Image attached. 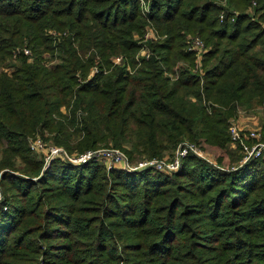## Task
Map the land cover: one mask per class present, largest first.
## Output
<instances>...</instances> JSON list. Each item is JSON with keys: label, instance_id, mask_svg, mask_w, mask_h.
Returning <instances> with one entry per match:
<instances>
[{"label": "trees", "instance_id": "1", "mask_svg": "<svg viewBox=\"0 0 264 264\" xmlns=\"http://www.w3.org/2000/svg\"><path fill=\"white\" fill-rule=\"evenodd\" d=\"M146 1L0 0V264H264V154L239 162L228 132L241 110L264 140V0ZM186 35L206 47L200 74ZM35 136L127 162L183 139L234 157L44 165Z\"/></svg>", "mask_w": 264, "mask_h": 264}, {"label": "built area", "instance_id": "2", "mask_svg": "<svg viewBox=\"0 0 264 264\" xmlns=\"http://www.w3.org/2000/svg\"><path fill=\"white\" fill-rule=\"evenodd\" d=\"M147 1L140 0V5L142 11L147 10ZM234 12V11H233ZM223 11L221 10L218 14L219 19L223 18ZM234 16H231V18ZM157 38L156 32L151 24H146L142 35L139 37L138 41L140 47L135 53V59L139 61L142 58H147L151 51L147 47L148 41H153ZM186 50L192 51L194 53V67L198 73H201L200 70V57L202 53L206 50V47L203 44L202 39L199 36L186 35L185 41ZM26 53L27 50H24ZM123 61V56L121 54L115 55L112 57V62L114 64H120ZM128 72L130 68L126 66ZM96 70L94 67L91 72ZM199 73V74H200ZM229 136H230V145L238 146L239 151L241 152L239 162H244L245 160L264 154V140L261 138L259 129L254 126V128L245 129L244 125L236 121H231L229 124ZM29 145L36 151H39L43 155L44 165L48 161L56 156L62 155L71 162H81L87 159L95 158L100 159L103 162L107 161L108 164L112 161H121L122 165L127 169L143 168V167H153L158 170L170 172L179 166L180 158L187 152H192L196 155L202 156V150L199 146L193 141L183 139L179 141L170 156L163 157H144L138 160L136 163L128 164L124 153L116 147H97V148H88L80 153L68 155L60 146L53 144H44L38 136H35L29 139ZM102 158V159H101ZM107 164V165H108Z\"/></svg>", "mask_w": 264, "mask_h": 264}, {"label": "rangeland", "instance_id": "3", "mask_svg": "<svg viewBox=\"0 0 264 264\" xmlns=\"http://www.w3.org/2000/svg\"><path fill=\"white\" fill-rule=\"evenodd\" d=\"M216 2L217 3H220V4H224V0H222V1H219V0H216ZM253 2L251 3V6H253ZM251 6L250 7H248L247 8V10H246V13L248 14V16H250V17H257V16H255L254 15V13H253V10H252V8H251ZM234 13V15H235V12H233ZM264 21V16H263V19L260 21V22H263ZM264 23V22H263ZM248 115L250 116V117H252V121L250 120V122H248L246 119H247V117H248ZM256 116V115H255ZM254 115H252V114H248V113H245V112H243V111H238V116L234 119V120H232V121H238V120H242L243 122H241L243 125H244V128L247 130V129H250V128H254V125L257 123L256 122V117H255ZM249 117V118H250ZM242 118V119H241ZM254 120V121H253ZM255 122V123H254ZM187 140H189V139H187ZM191 141V140H190ZM198 144V143H197ZM198 146H199V148L202 150V154H203V157L205 158V159H207V160H209V161H211V162H213V163H219L220 165H227L229 162H230V159H231V157H234V155H229V154H227V153H221L219 150H213V149H209L208 147H204L203 145H199L198 144ZM106 147H110V146H106ZM95 148H97V147H95ZM119 149V148H118ZM174 150V149H173ZM173 150H172V152H173ZM122 151V150H121ZM172 154V153H171ZM170 154V155H171ZM70 155H72V154H70ZM170 155H166V154H164V155H162V156H160V157H163V156H170ZM221 156L220 157V159L218 160L217 159V156ZM199 156V155H198ZM200 157H202V156H200ZM102 159V158H101ZM239 161V160H238ZM97 162H99V163H101V164H103V165H107L108 164V162L107 161H105V162H103L102 160H100V159H98V161ZM110 163H113L112 161L110 162ZM132 163H136V162H128V164H132ZM178 168V167H177ZM3 207H5V206H3Z\"/></svg>", "mask_w": 264, "mask_h": 264}, {"label": "crops", "instance_id": "4", "mask_svg": "<svg viewBox=\"0 0 264 264\" xmlns=\"http://www.w3.org/2000/svg\"><path fill=\"white\" fill-rule=\"evenodd\" d=\"M249 117H250V116L248 115V117H247V119H246L248 122H250V120L252 121V117H250V118H249ZM241 119H242V118H241ZM253 121H254V120H253ZM238 122L241 123V122H243V121H242V120H238ZM241 124H242V123H241ZM242 125H243V124H242Z\"/></svg>", "mask_w": 264, "mask_h": 264}]
</instances>
